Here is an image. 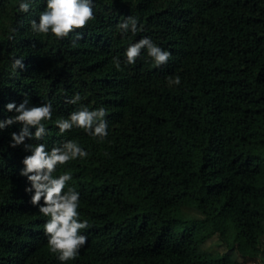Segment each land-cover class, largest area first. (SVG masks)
Returning <instances> with one entry per match:
<instances>
[{"label": "trees", "instance_id": "1", "mask_svg": "<svg viewBox=\"0 0 264 264\" xmlns=\"http://www.w3.org/2000/svg\"><path fill=\"white\" fill-rule=\"evenodd\" d=\"M21 2L0 0V122L25 98L51 103L52 118L42 139L15 148L23 125L0 130V264H264V0H92L94 19L64 38L31 30L46 0L27 13ZM128 18L135 34L118 28ZM145 37L171 53L166 64L146 49L126 63ZM82 107L105 109L102 141L60 133L55 121ZM68 141L88 155L54 176L71 174L65 191L79 193L89 226L61 262L20 172L25 145Z\"/></svg>", "mask_w": 264, "mask_h": 264}, {"label": "clouds", "instance_id": "2", "mask_svg": "<svg viewBox=\"0 0 264 264\" xmlns=\"http://www.w3.org/2000/svg\"><path fill=\"white\" fill-rule=\"evenodd\" d=\"M30 9V0H22L19 3L18 11L27 13ZM94 19L92 0H46V9L40 13L39 22L32 20L31 30L37 34H48L49 32L56 38H64L74 29H83L89 21ZM118 28L127 33L137 32V21L128 18ZM80 37L77 36V39ZM146 49L147 57L151 58L155 66L166 64L171 53L155 45L151 39L145 37L138 42L131 44L126 52V63L134 64L140 56L141 50ZM113 63L116 68H120L118 58H114ZM14 68L23 69L21 60L17 59L13 64ZM169 85H179L180 77L168 78ZM81 97L75 95L70 101L77 104ZM7 111H15L16 115L3 122H0V130L20 123L23 125L21 131L11 134L10 147H17L25 143L27 139L40 140L46 135V129L42 121L51 120L52 105L45 103L41 106H29V99L25 98L18 106L14 102L6 105ZM106 111L103 107L90 111L87 107H82L78 111H73L67 118H59L55 121L60 133L70 131L73 127L83 129L93 138H100L102 141L108 134L107 122L104 120ZM35 128L34 136L29 129ZM25 149L31 152L22 163L24 165L20 175L27 177L31 187H26V193H32L30 203L39 206V212L48 221L44 225V232L48 238V248L51 253H58L61 262L73 260L79 250L87 244V236L81 234V230L86 229L88 221L79 220V193L73 188L65 191L66 184L71 180V174L65 172L54 176L58 166L65 165L71 160L85 158V152L77 142L68 141L61 147H53L47 150L43 143L27 144ZM43 204L41 205V201Z\"/></svg>", "mask_w": 264, "mask_h": 264}]
</instances>
